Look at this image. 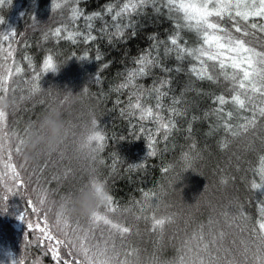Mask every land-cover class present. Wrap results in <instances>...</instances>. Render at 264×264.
Listing matches in <instances>:
<instances>
[{
	"label": "snow or ice",
	"instance_id": "snow-or-ice-1",
	"mask_svg": "<svg viewBox=\"0 0 264 264\" xmlns=\"http://www.w3.org/2000/svg\"><path fill=\"white\" fill-rule=\"evenodd\" d=\"M7 2L11 4L12 0ZM82 2L83 0H52L51 11L59 12L62 17L66 12L67 17L43 32L42 41L56 44L68 41L72 45H89L106 38L109 44L126 43V33L129 30L132 38L137 34V21L134 17L145 16L148 8L172 22L173 31L166 38L161 39L157 33L149 34L150 44L134 59L132 68L118 74L123 79L110 88V92L117 94V105H124L119 109L120 115L127 116L130 124L135 121L134 132L146 136L149 157H155L161 141L167 142L174 130H179L177 118L188 117L189 105L185 93L203 94L202 89L195 87L196 82L217 84L222 78L230 85L231 94L212 95L213 108L202 116L195 113L191 115L186 130L189 139L193 131L192 125L198 120H208L210 131L222 128L232 139H239L257 129L261 118H264V44L261 43L264 41V0H118L117 3L106 4L102 11L91 13L81 7ZM4 3L5 0H0V5ZM33 21V26H38L34 17ZM4 23V19L0 17V25ZM184 31L195 35L196 43L193 46L182 35ZM17 36V31L0 32V69H3L0 71V99L11 97L15 100L10 113H0V166L3 169L0 171V185L4 190L0 199L7 201L11 194L20 195L26 200L27 207L20 217L28 229L25 240L31 243L35 233V247L42 250L33 258L32 264H45L48 258L53 264H140L137 249L123 248L127 238L132 235V226L115 219V214L121 209L112 194L108 197V205L84 223L80 219L61 218L52 214L50 205L74 195L89 181L95 184V177L75 192L61 195L59 200L52 199L57 192L47 185L53 180L59 185L61 180L69 178L72 170L69 168L62 174L42 180L43 171L48 167L51 156L43 151L38 156L45 155L49 160L32 170L36 179L33 180L32 175L27 179L21 175L19 169H24L25 172L28 170L23 164L18 169L14 155L21 156L29 129L24 128L21 134L10 126L9 116L21 110V105L27 107L29 102L45 110L55 103L51 90L47 92L51 100L41 98V76L56 73L59 66L51 50L43 57L39 68L28 55L17 61V48L14 47L20 43ZM24 46L29 47L27 44ZM75 58L87 60L89 53L85 50L83 55ZM94 58L96 61L102 59L99 51ZM166 58H174L177 65L174 68L168 67L163 63ZM185 60L191 61L187 68L189 83L182 94L173 97L166 106L163 101L170 95L171 77L165 75L162 79H153L149 85L141 81L151 77L154 69L165 74L173 71L180 73L184 71L182 65ZM108 66L104 65L105 68ZM94 80L98 84L102 82L99 76ZM20 81L26 88L17 87ZM83 91L87 94V89ZM124 94H127L126 102L120 100V96ZM67 100L68 96L60 100V106L63 107ZM227 105H231V109ZM165 111L167 116L164 115ZM240 113L249 115L241 117ZM211 117L216 118L215 123ZM234 118L240 120L238 125L233 123ZM34 122L36 121L29 123ZM145 122L154 127H148ZM91 123L93 131L87 139L91 159L108 167L111 178L117 174L118 163L116 160L106 163L100 156L106 147L107 137L94 118ZM65 126L67 129L66 121ZM66 139L67 132L64 142ZM229 145L230 141L226 139L220 147L226 150ZM189 147L190 150L182 154L180 161L185 169L190 168L199 156L195 143ZM59 158H64L62 151L59 152ZM145 167V164L139 163L132 165L131 169ZM170 170V167L162 169L164 173ZM258 171L260 182L254 181L250 187L264 191V155L258 159ZM99 181L102 186L107 187V179ZM221 183L226 184L227 180H222ZM33 184L35 187H32ZM25 190L35 200L25 197ZM142 197V201H136L133 205L138 206L141 213L147 207L158 206L152 203L156 199L154 192L142 191ZM29 209L36 217L35 221L26 220ZM6 210L5 204L0 212ZM123 211L131 212L132 208ZM133 215L137 220H150V231L159 237L163 236L165 225L173 222L171 216L158 218L154 214L151 217L135 213ZM223 216L225 226L231 232H226L223 228L214 230L212 225L218 221L210 218L207 231L205 225L201 224L197 231L181 241L178 255L172 264H264V201L259 204L257 217L251 222V226L250 218L243 211L233 214L225 212ZM229 235L232 236L231 240H228ZM117 241L120 242L119 247ZM19 264H26L24 256ZM150 264H165V261L153 255Z\"/></svg>",
	"mask_w": 264,
	"mask_h": 264
},
{
	"label": "trees",
	"instance_id": "trees-1",
	"mask_svg": "<svg viewBox=\"0 0 264 264\" xmlns=\"http://www.w3.org/2000/svg\"><path fill=\"white\" fill-rule=\"evenodd\" d=\"M47 2H52V0H30L32 4L30 6L33 8V11L24 19V21L28 23V28L24 32L17 48L18 61L21 60L22 56L28 55L32 57L34 64H37L41 58L47 55L49 50H51L57 63L69 59L74 67L73 71L76 72L78 70L80 76H84V79H88L87 82H82V91L87 89V100L85 101L89 109L88 114H91V119L94 118L97 121L98 127L101 128V131L107 137L106 147L104 151L100 153V156L106 163H110L113 160H116L118 163L116 169L117 174L109 178L110 173L108 167L98 162V165L92 162L95 171H97L96 174L99 176L98 178L100 180L107 179V188L120 206L121 211L115 214V219L121 222H133L134 218H132L131 214L135 211H139V207H133V205L136 201H142V191L156 193L162 189L167 190L165 181H169L168 176L170 175L180 174L181 170L184 168L180 163L181 156L184 152L190 150V144L195 143L196 151L199 153V156L193 161L192 166L186 170L191 175H194L193 177L197 178L198 181H207L206 175H208L210 171L215 170L214 168L218 169L227 166L225 163L226 158L234 161L233 164L237 167L241 166L238 169L236 168L237 173L242 174L244 167L250 168L248 174H240L239 178L236 176V180L238 181L235 179L232 181H229V179L226 180L227 184L230 186L232 182H237V188L240 190L241 195L247 197V200L241 199L238 204H236L233 213L243 211L250 218L249 226H251V222L257 217L259 204L264 201V191L253 190L250 187L252 182H260L258 159L261 155H264V141H255V139L249 137L251 136L250 134L239 139H232L222 128L210 131L208 120H198L193 123L191 139L188 138V133L186 131L190 123L191 115L195 113L197 116H202L204 112L213 108L214 105L212 104L211 97L212 95L222 94L220 90L221 87L225 88L224 94L229 96L230 91L226 92V90L230 88V85L223 81V79L217 84H210L206 81L196 82L195 87L202 89L203 94L198 95L196 92L185 93L189 105L188 117L177 118L179 130H174L167 142L161 141L158 153L155 157H149L147 155L148 148L146 136L139 132H134L133 124H135V121L130 124L127 116L122 117L120 115L119 109L124 105L123 103L117 105V94L115 92H110V88L116 85L119 80L123 79V77L118 74L123 73L126 69L132 68L134 66V59L150 44L148 39L149 34L157 33L161 39L166 38L169 33L173 31L172 22L164 16L155 14L152 8H148L145 16L134 17L137 21L135 29L137 34L135 38H132L130 36L131 30H129V32L126 33V36H128L126 43L113 42L109 44L105 38L93 41L89 45H84L82 43L72 45L68 41H61L59 44L52 41L38 44L36 40L38 37L29 36L30 29L34 25L32 17L41 11L42 7ZM117 2L118 0H83L81 7L91 13L93 11H102L104 6L108 3ZM2 9L3 7L0 10ZM64 15H67V13L65 12ZM58 16H61V14L59 13ZM55 22L56 20L52 19L49 26L43 25L44 32L50 27L56 26L54 25ZM97 27H99V22H97ZM182 35L190 46L196 43V37L192 32L184 31ZM25 44L29 45V47H25ZM85 50L89 53V58L87 60H78L75 58L83 55ZM97 51H99L102 56L100 61H96L94 58ZM163 63L170 68H174L178 62L174 58H166L163 60ZM190 63L191 61L185 60L182 65L184 71L180 73L173 71L165 74L159 69H154L153 75L141 82L145 85H149L153 79L159 80L164 78L165 75L170 76V95L163 101L167 106L171 103L172 98L179 97L188 85L190 77L187 74V68ZM105 64L109 66L105 68ZM58 72L59 70L56 73H50V78L54 77ZM85 76L87 77L85 78ZM96 76L101 77V83L98 84L95 82L94 79ZM120 100L126 102L127 94L120 96ZM226 107L231 109L232 106L227 105ZM40 110L39 108L33 107L29 111L30 116L27 120L28 122L24 123L27 126L21 125V127L25 126L28 128L30 125L29 122L35 121L33 118L36 115L33 114H38ZM164 115L167 116V111H165ZM239 115L243 117L249 115V113H240ZM210 119L215 123V117H211ZM263 120H260L259 124L263 122ZM145 123L148 127H154V125L148 124V122ZM233 123L238 125L240 120L234 118ZM13 127L15 128L14 124ZM15 130L22 134V129L18 130L15 128ZM162 135L161 133V136ZM226 139L230 141V145L226 150H222L220 145ZM233 148L235 149V154L232 152ZM238 153L241 156L239 161L235 157ZM139 163L145 164L146 167L138 170L131 169L132 165ZM65 165L67 164L65 163ZM59 166L65 167L63 161L59 163L56 158L51 168L54 167L55 169H52L57 173L56 170H58ZM164 167H170L171 170L168 173H164L162 171ZM74 173H77V170ZM215 173H218V171ZM235 173L236 171H234V174ZM73 182L74 180H69L68 185ZM73 185L74 184L71 186ZM158 198L159 196L156 194L155 200ZM155 200L152 202L153 204L157 202ZM129 207L132 208L131 212L123 211ZM145 215L146 217H150L148 213ZM145 227L148 228V225ZM135 236L137 241V235ZM147 237H149L148 234ZM138 238L142 241L141 237L138 236ZM128 240L133 242V238ZM148 250L151 251L149 247ZM144 255H146V253L142 250V257ZM146 257L143 259V262L147 260Z\"/></svg>",
	"mask_w": 264,
	"mask_h": 264
},
{
	"label": "rangeland",
	"instance_id": "rangeland-1",
	"mask_svg": "<svg viewBox=\"0 0 264 264\" xmlns=\"http://www.w3.org/2000/svg\"><path fill=\"white\" fill-rule=\"evenodd\" d=\"M51 4L52 2H47L42 7V10L33 16L38 22V26H33L30 29L29 36L38 37L36 39L38 44L43 43L41 39L42 33L44 32L43 25L49 26L52 19L56 20L54 25H58L67 17V15L62 17L58 16L59 13H53L51 11ZM30 5H32L30 0H12L11 4L5 0V3L0 5V9L3 7V9L0 10V17L5 21L4 24L0 25V32L17 31V40L20 41L28 28V23L25 22L24 19L33 11ZM261 43L264 44V41ZM18 45L19 44H15L14 47L18 48ZM15 55L18 61V52H16ZM42 59L43 57L39 62L37 61V68H39L42 63ZM71 63L69 59L59 62V72L52 78L49 76L50 73L41 76V87L43 88L42 99L51 100V98L47 96L49 90L52 92V98H55L56 101L69 93L76 96V102L70 105L66 104L62 109L63 119L67 122L66 141L57 152L51 154L50 160L47 156L40 155L36 156L31 162L25 163L21 156L14 155V162L17 164L18 169L19 166L23 164L28 170L25 172L24 169H19L21 175L25 179H27L29 175H32L33 169H37L38 165H42L46 160H49V162L48 167L43 171L42 180L51 178L56 174H62L66 169L70 168L72 170V174H70L69 178L67 180H61L59 185L55 180L47 185L50 189L57 192V194L52 197V199L56 200H59L61 195L66 196L70 192H75L93 177L99 179L98 174H96L97 171H93V169H95L93 163L97 165L98 163L92 161L90 150L82 151L79 148L83 133L89 128L92 129L91 114H88L89 109L85 101L87 100V96L82 91V82H87L88 79H84V76H80L78 70L74 72V67ZM0 71H3V69H0ZM87 76H85V78ZM17 87L26 88V85L20 81ZM220 90L221 93L224 94L225 88L221 87ZM226 92H229V89L226 90ZM230 94L229 92V95ZM33 107L41 109L38 114H33L36 115L33 118L35 121L46 111L45 108L32 105L31 102H29L27 107L21 105V110L9 116L10 126L13 127L14 124L15 128L18 130L26 128L25 126L27 125L24 123L28 122L27 120L30 116L29 111ZM263 119L264 118H261V120ZM21 125L25 126L21 127ZM99 129L101 130L100 127ZM249 134L251 135L249 137L255 139V141H264V120L258 125L255 131ZM61 151L64 153V158L62 160L59 158V152ZM232 152L235 154L234 148ZM235 157L239 161L241 156L238 153ZM56 158L59 163L63 161V165L65 166H59L58 170H56L57 173L52 169L54 167L51 168ZM233 162L234 161L226 158L225 163L227 166L218 169L214 168L215 170L210 171L209 174L206 175L207 181H198L197 178H194V175H191L185 168L181 170L180 174L168 176L169 181H165L167 190L162 189L155 193L159 198L155 200L157 202L154 205L158 206L147 207L145 211L142 212V215L139 211L133 213L142 217H146V213H148L150 217L154 214L158 218L171 216L173 222L165 225L163 236L159 237L158 234L150 231V220L143 218L137 220L132 213L131 216L134 218L133 222L129 223L127 221H122L132 226V235L125 241L123 245L124 248L137 249L140 264H150L153 255L159 256L161 260L165 261V264H172L178 255L177 250L181 246V241L187 239L193 232L197 231L201 224L205 225V231H207L210 218L214 221H218V223L212 225L214 230L223 228L226 232H231L230 229L225 226L223 213L229 211V214H233L236 204H238L241 199L247 200V197L241 195L240 190L237 188V182H232L231 186L227 183H221L222 180L229 179V181H232L233 179L236 180V176L238 178L240 177L241 173H237V169L241 166L237 167ZM65 163L67 165H65ZM2 170V166H0V171ZM76 170L77 173H74ZM216 171H218V173H215ZM234 171H236L235 174ZM249 172L250 168L244 167L241 175H243V173L248 174ZM32 179L35 180L36 176L32 175ZM69 180H74V182L68 185ZM72 184L74 185L71 186ZM32 187H35V185L33 184ZM3 194V186L0 185V197H2ZM24 196L35 200V197L31 195L28 190L24 191ZM5 204L7 210L0 212V264H19L21 256L25 257L26 264H32L33 258L42 250L35 247V233H33L31 243L25 240V237L28 235V229L26 223H24L20 217L23 216L27 207L26 200L20 195L12 196L9 194L7 201L0 199V209H2ZM26 220H36V217L31 213L30 209L28 210ZM80 221L84 223L86 219H80ZM147 225L148 228L145 227ZM147 234L149 237H147ZM135 235H137V241ZM138 236L142 238V241H140ZM130 238H133V242L128 240ZM231 239L232 236L229 235L228 240ZM117 244L119 247L120 242L117 241ZM148 247L151 251L148 250ZM142 250L146 253L143 257ZM145 257L147 260L143 262ZM45 264H53V262L48 258Z\"/></svg>",
	"mask_w": 264,
	"mask_h": 264
},
{
	"label": "clouds",
	"instance_id": "clouds-1",
	"mask_svg": "<svg viewBox=\"0 0 264 264\" xmlns=\"http://www.w3.org/2000/svg\"><path fill=\"white\" fill-rule=\"evenodd\" d=\"M65 96H68L66 104L70 105L76 102L75 95L66 94L63 98ZM63 98L51 104L36 122L29 125V133L25 137V143L21 150V158L25 163L31 162L41 151L51 155L63 145L67 132L63 119V107L59 104V101ZM14 106L15 100L13 98L0 99V113H10ZM92 131L93 129L89 128L83 133L79 143L80 150H89L87 139ZM109 195L108 188L102 186L100 181L95 178V184L89 181L74 195L66 197L64 200H59L54 205H50V207L54 216L89 219L101 208L108 205Z\"/></svg>",
	"mask_w": 264,
	"mask_h": 264
}]
</instances>
